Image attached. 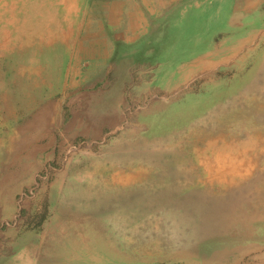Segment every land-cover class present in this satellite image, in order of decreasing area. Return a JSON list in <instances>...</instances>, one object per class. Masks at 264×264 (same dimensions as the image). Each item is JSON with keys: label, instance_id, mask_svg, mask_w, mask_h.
I'll use <instances>...</instances> for the list:
<instances>
[{"label": "rangeland", "instance_id": "obj_1", "mask_svg": "<svg viewBox=\"0 0 264 264\" xmlns=\"http://www.w3.org/2000/svg\"><path fill=\"white\" fill-rule=\"evenodd\" d=\"M38 1L25 21L66 18L32 46L0 26V244L23 223L40 264H264V39L169 87L86 60L101 0Z\"/></svg>", "mask_w": 264, "mask_h": 264}, {"label": "crops", "instance_id": "obj_2", "mask_svg": "<svg viewBox=\"0 0 264 264\" xmlns=\"http://www.w3.org/2000/svg\"><path fill=\"white\" fill-rule=\"evenodd\" d=\"M92 4L100 14L87 21L84 40L89 42L87 55L92 54L86 60L91 59L93 68H105L114 58L120 63L118 72L125 63L150 66L165 73L161 79L167 78L169 87L175 86L176 73L183 76L184 67L200 68L195 61L204 62L212 53L229 54L225 58L229 61L246 41L264 39V0H101ZM42 19L44 11L38 22ZM51 20L48 24L58 23ZM226 49L229 52L223 54ZM160 55L163 60L157 59ZM25 232L23 223L7 232V240L0 244V264H40V257L44 262L42 251L33 243L37 235H29L37 232L21 235Z\"/></svg>", "mask_w": 264, "mask_h": 264}, {"label": "bare ground", "instance_id": "obj_3", "mask_svg": "<svg viewBox=\"0 0 264 264\" xmlns=\"http://www.w3.org/2000/svg\"><path fill=\"white\" fill-rule=\"evenodd\" d=\"M2 1L0 3V26L1 27H13V29L17 30L15 32V34L17 35L16 37H13V41L15 42V44L17 45V48L16 50H21L23 46H25L27 44V46H32L33 44L29 41H38V38H39V35H36L35 36V32H33L31 30V24L34 23V22H31V18H37V16H40L41 14H39L38 12L41 10V6L38 7V10H32L31 7H29L30 3L34 2V3H38L39 4V1L38 0H0ZM63 2H65L63 0ZM69 2V1H68ZM28 3V7L26 10L27 11V14L30 16L29 19H28V22L25 21V19H23L22 16L19 15V10L21 8L22 5ZM75 3V2H74ZM66 4V3H65ZM36 7V6H35ZM44 9L42 11H44V19L41 20L40 23H36L35 25V29L39 28L41 23L44 22L49 16L53 15V14H58L56 16V18H59L58 20H60L61 18L62 19H65L66 16L63 18L62 16H60L61 14V10L54 13V12H49L45 6H43ZM73 9H76L73 8ZM75 11V10H74ZM47 12V13H45ZM41 13V12H40ZM66 13V12H65ZM78 14V13H77ZM64 16V15H63ZM71 17V16H69ZM67 18L66 20V24L65 25H69L70 24V18ZM72 18V17H71ZM73 19V18H72ZM56 20V21H58ZM62 22V20H61ZM69 32V30H68ZM25 33L27 34V37H25ZM32 33L34 34V36H32ZM62 33L63 32H60V35H59V38H62ZM66 35L68 34L67 32H65ZM30 35V37H29ZM65 35V36H66ZM2 36H5L2 32H0V37ZM68 37V36H66ZM65 39V38H64ZM29 43V44H28ZM1 44V42H0ZM13 46V45H12ZM3 48V47H2ZM34 52V51H33ZM4 56V55H3ZM251 81V80H250ZM7 99V97H6ZM256 152V151H255ZM215 156V155H214ZM253 156V155H252ZM249 157V156H248ZM251 158V156H250ZM257 158V157H255ZM222 159V158H221ZM256 161V160H255ZM171 163V162H170ZM233 163V161L231 162ZM206 164V163H205ZM221 164V163H220ZM246 167V166H245ZM236 168H239V166H234L233 164V167H232V170L234 173H236V171L234 169ZM246 169V168H245ZM138 172V171H137ZM238 172V171H237ZM136 176V175H135ZM136 178V177H135Z\"/></svg>", "mask_w": 264, "mask_h": 264}]
</instances>
